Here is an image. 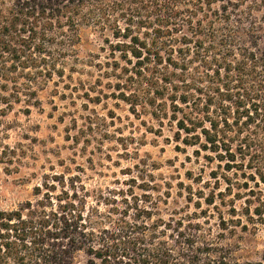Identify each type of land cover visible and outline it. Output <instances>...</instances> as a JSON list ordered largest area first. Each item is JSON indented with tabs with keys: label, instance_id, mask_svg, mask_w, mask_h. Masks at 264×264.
<instances>
[{
	"label": "trees",
	"instance_id": "1",
	"mask_svg": "<svg viewBox=\"0 0 264 264\" xmlns=\"http://www.w3.org/2000/svg\"><path fill=\"white\" fill-rule=\"evenodd\" d=\"M83 27L100 39L89 101L168 126L200 168L105 190L77 166L44 174L31 199L0 208V264H264L234 243L238 226L264 230V0H0V116L39 105ZM84 123L74 143L97 127Z\"/></svg>",
	"mask_w": 264,
	"mask_h": 264
},
{
	"label": "rangeland",
	"instance_id": "2",
	"mask_svg": "<svg viewBox=\"0 0 264 264\" xmlns=\"http://www.w3.org/2000/svg\"><path fill=\"white\" fill-rule=\"evenodd\" d=\"M79 34L76 59L67 62L62 79L54 75L38 91L39 105L24 113L25 105L15 104L0 116V208H13L31 199L41 177L63 166L71 171L76 166L83 168L87 187L102 190L139 171L151 174L155 182L175 184L184 179L186 170L198 172L200 168L201 161L195 160L191 148L175 147L178 143L172 140L168 126L155 133L154 121L147 116L135 118L121 101L104 97L99 103L89 101L86 93L95 96L92 87L99 76L89 65V55L100 39L91 28L83 27ZM106 82L103 79L101 85L107 93L111 88ZM87 119L97 127L86 131L88 142L81 134L74 143ZM234 236L237 257L256 259L264 251L263 227L249 225L243 231L238 226Z\"/></svg>",
	"mask_w": 264,
	"mask_h": 264
}]
</instances>
